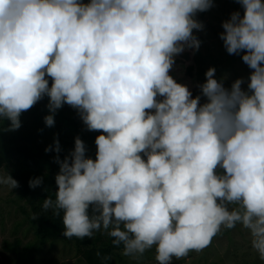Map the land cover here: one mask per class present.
I'll list each match as a JSON object with an SVG mask.
<instances>
[{"label": "clouds", "instance_id": "obj_1", "mask_svg": "<svg viewBox=\"0 0 264 264\" xmlns=\"http://www.w3.org/2000/svg\"><path fill=\"white\" fill-rule=\"evenodd\" d=\"M237 2L243 15L223 22L220 39L254 70L247 89L243 79L226 89L210 68L193 98L169 73L177 55L199 50L195 17L213 0H0L5 130L48 97V127L67 104L103 133L95 159L80 137L63 159L58 138L46 149L59 172L43 210L63 213L64 237L103 230L125 256L155 247L157 264H173L242 225L264 261V0ZM0 185L19 187L8 172Z\"/></svg>", "mask_w": 264, "mask_h": 264}, {"label": "trees", "instance_id": "obj_2", "mask_svg": "<svg viewBox=\"0 0 264 264\" xmlns=\"http://www.w3.org/2000/svg\"><path fill=\"white\" fill-rule=\"evenodd\" d=\"M83 2L89 3L90 0H83ZM206 29L209 31L210 28ZM185 51L176 61L185 73L178 80L172 76L182 85L192 83L196 69L194 65L189 64L193 49ZM213 65L215 68L219 66L217 70L219 77L227 73L226 68L218 64ZM49 81L51 86V78ZM191 90H193V98L200 95L198 88L194 85ZM48 103L49 98L44 97L31 109L23 112L20 117L21 127L18 130H5L10 127V122L0 120V171L8 172L18 182L19 187L16 189L19 199L25 202V206H20V211L26 218L16 224L15 234L24 224L26 233L29 234L30 231L34 234V240L24 246L19 237H16L13 242L5 240L3 251L15 255L17 264H25L29 260L42 256L41 253L50 255L44 252L45 248L53 251L56 245L62 243L73 248L78 258L85 264H102L104 257L111 258L108 264H130L123 254V246H114L113 238L103 230L95 232L91 239L87 237L68 239L63 236L65 230L63 213L57 215L52 209L43 210L44 200L56 198L55 192L58 188L55 176L59 172V164L55 162L57 153L55 150L46 152V149L54 146V141L58 138L62 149L59 155L63 159L74 149L75 138L80 137L86 146V157L95 159L97 152L95 140L97 136L103 134L100 131H88L77 110L67 104L57 110L54 126L48 127L45 124V117L50 114ZM34 178H43L42 184L35 189L29 186L30 180ZM34 214L39 218L33 220ZM151 254L150 250H146L138 257L144 261L145 256Z\"/></svg>", "mask_w": 264, "mask_h": 264}, {"label": "rangeland", "instance_id": "obj_3", "mask_svg": "<svg viewBox=\"0 0 264 264\" xmlns=\"http://www.w3.org/2000/svg\"><path fill=\"white\" fill-rule=\"evenodd\" d=\"M214 7L206 12L197 13L196 19L204 25L202 31L193 30V34L199 39L200 48L198 51L193 49L191 55V66H195L194 80L192 83L186 84L189 90L194 85L198 88L199 84L206 82V72L210 68H215L213 64H218L226 68L224 76L219 77L216 67L214 78L218 82L225 84L226 89H231L232 84L237 79H243L245 83L242 88L247 89V83L252 71L246 63L242 60V55L228 54L224 42L220 39V34L224 31L222 24L229 20L231 14L234 12H241L243 15V8L237 0H213ZM210 28L209 31L206 28ZM186 52V51H184ZM183 52V53H184ZM180 58V54L175 57V64L170 70V75L174 76L176 80L181 78L185 73L184 69L176 64ZM179 70V71H178ZM235 71V72H234ZM234 78V80H233ZM200 95L201 91L198 88ZM205 100L202 98V103ZM0 174L6 175L3 170ZM25 202L19 199L17 189H11L6 185H0V264H17L16 256L3 251L5 240L13 242L16 237H19L23 246L34 240V234L26 233V225L18 228L15 234V226L17 223L24 221L26 218L20 211V206H25ZM55 250L50 251L45 248L48 256L43 255L35 260H29L25 264H85L81 261L74 249L65 246L64 244L56 245ZM152 254L146 255L144 261L140 257L125 256L130 264H157L155 259V247L149 249ZM154 260H153V258ZM173 264H264L259 258L258 253L251 246V237L247 229L242 225H237L234 229H224L212 239L211 244L200 252H189L183 258H173Z\"/></svg>", "mask_w": 264, "mask_h": 264}]
</instances>
